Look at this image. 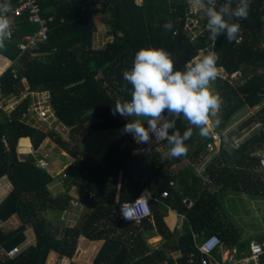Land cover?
<instances>
[{
	"label": "trees",
	"instance_id": "trees-1",
	"mask_svg": "<svg viewBox=\"0 0 264 264\" xmlns=\"http://www.w3.org/2000/svg\"><path fill=\"white\" fill-rule=\"evenodd\" d=\"M35 1L40 16L49 26L48 41L34 52L21 53L17 48L19 40L38 31V25L29 21L27 13L12 19L17 21L12 38L0 35V53L13 64L1 77L4 95L17 99L24 91H46L56 117L71 127L72 139H76L77 134L86 137L112 128L117 130V136L103 156L95 159L77 149L79 140L84 137L71 144L50 126L42 130L27 123L26 119L20 120L30 103L28 94L9 115L0 112V179L6 177L12 186L0 203V221L17 215L21 222L13 231L0 229V246L6 251L19 245L26 238L27 228L33 230L36 238L35 244L13 258L0 259V264H46L51 251L71 259L80 236L103 240L92 264H197L200 253L195 238L215 234L226 246L239 243V230L224 219L219 198L208 186L193 189L190 206L183 203L180 194L171 192L169 198H160L164 190L172 189L169 186L170 167L188 156L196 159L205 153L209 129L207 135H201L200 128L191 125L183 114L175 115L165 110L162 115L173 124L168 130L170 135L179 132L183 136L191 129L192 135L185 141L187 154L170 158L156 150L136 153L130 134L123 132L132 117L119 112L113 116L112 109L117 101L131 99L132 86L122 74L131 69L134 55L141 48H162L173 60L174 72L186 71L187 63L200 49L216 53L219 56L217 67L224 69L226 77L218 75L213 81L214 94L222 101L215 110V129L224 138L232 117L245 107H260L255 113V122L261 128L240 144L230 140L221 142L203 175L219 190L231 188L235 192L264 197L263 174L256 155L264 151L263 0H250L247 19L225 16L228 23L240 24L237 40L232 42H228L226 32L211 39L207 28L192 40L185 28L189 0H142L140 4L136 0ZM9 2L14 7L19 0H0V5ZM220 2L222 8L209 5L207 0L204 5L222 11L229 6L234 10L239 4V0ZM102 13L110 16L106 33L112 40L103 48L95 49L94 37L98 30L95 16ZM190 16L194 18L192 13ZM169 21L173 22L172 30L163 27ZM207 21L208 17L200 20L199 27H207ZM234 72H238L236 78L230 76ZM251 123L253 120L246 125ZM25 139L35 155L46 162L50 152L43 148L49 143L71 157L56 174L60 177H53L50 168L42 167L36 161L38 158L34 159L31 154L25 158L18 156V144ZM193 177L194 181L202 182L196 174ZM53 180L60 181L64 193L53 195L50 189ZM71 187L80 190V202L92 209L82 223L62 227L59 218L70 207L72 198L67 192ZM146 188L153 198L161 201L151 205V216L140 225L122 223L112 214L116 199L118 202L133 200ZM167 206L176 207L185 215L181 233L171 231L166 224ZM146 232L161 234L162 246L150 245ZM240 246L247 247L249 242H242ZM168 250H180L181 255L173 258ZM261 257L264 264V255Z\"/></svg>",
	"mask_w": 264,
	"mask_h": 264
},
{
	"label": "clouds",
	"instance_id": "clouds-1",
	"mask_svg": "<svg viewBox=\"0 0 264 264\" xmlns=\"http://www.w3.org/2000/svg\"><path fill=\"white\" fill-rule=\"evenodd\" d=\"M208 4L212 0H207ZM197 6L203 8L204 0H195ZM250 0H239L238 6L232 10L217 11L213 8L207 10V28L211 33L210 38L215 39L221 33H227L228 42L236 41L240 31L239 23H228L226 15H234L237 20L247 19ZM12 8L11 3L0 5V35L5 34L10 20L6 13ZM166 30H172L173 22L163 25ZM199 62L190 63L186 71H175L174 62L170 55L162 48H141L134 55L133 65L130 70L123 71V79L132 86L130 101H117L112 109V115L119 112L125 117H142L147 121L145 127L141 119L127 123L123 132L133 135L137 143H149L150 134L156 133L160 140L167 139L172 145L168 156L179 158L188 152L185 141L190 139L191 129L183 136L179 132L169 136V129L173 124L165 121L162 127L158 124L162 114L167 110L171 114L180 115L194 126L200 128L201 135H207L209 114L220 107L221 98L213 94L210 83L218 76L217 63L219 56L216 53L204 55ZM136 152L140 149L134 150ZM143 199V195L137 202ZM124 207L128 208L126 204ZM132 215L131 209L124 212L126 218Z\"/></svg>",
	"mask_w": 264,
	"mask_h": 264
},
{
	"label": "rangeland",
	"instance_id": "rangeland-1",
	"mask_svg": "<svg viewBox=\"0 0 264 264\" xmlns=\"http://www.w3.org/2000/svg\"><path fill=\"white\" fill-rule=\"evenodd\" d=\"M137 3H142V0H136ZM208 3V2H207ZM188 5L190 6L189 9V17L187 18V23L185 28L188 29V33L191 37V39L195 38L197 33H201L202 31H204L206 28H201L199 27V21L200 20H204L207 18V10L208 7L204 6L203 8L199 7L196 5L195 0H189ZM211 6H217V7H223V3L220 2V0H212V3L209 4ZM194 15V18H192L190 16V14ZM262 14L264 17V0L262 1ZM95 21L97 24V32L95 34L94 37V48L95 49H101L105 46V44L109 41L112 40L111 36H108L106 31L109 28V22H110V16L107 13H102V14H98L95 16ZM3 61V60H2ZM5 62H7V60H5ZM10 62V61H9ZM6 65H13L12 63L6 64ZM0 66H4V62L1 64ZM210 89L214 94V88H213V82L210 83ZM31 92V94H30ZM25 94H29L30 96V103H35V100H39L41 97H44L45 99L47 98V95L43 92L42 94L38 93V92H32V91H27V92H22L20 94L19 97H17V99H14L13 96L9 97L10 99V107H8V112L10 113L13 109L14 106H16V103H19L20 100L22 99V97ZM47 100V99H46ZM260 107H255L252 109H249L248 107H245L243 109H241L240 111L237 112V114L235 116L232 117L229 126L227 127L225 133H224V138L222 139V142L230 140L232 142H234L236 145L240 144L244 139H246L248 136H250L254 131L258 130L259 128H261V125L256 121L255 122V113L258 111ZM8 113V115H9ZM7 115V114H5ZM50 116V115H49ZM47 117V116H46ZM55 116H52V118H54ZM46 119V118H45ZM135 119H141V122L144 124L145 127H148L147 125V121L145 118L142 117H132V120ZM20 120H24V117L20 116ZM253 120V123L251 124H247V121H251ZM27 123H29L32 126H35L36 128L42 129V130H46L47 128H49L48 126H51L50 124V120L47 119V121L45 120H41L40 117H34V118H28L26 120ZM165 122V120L162 118L159 122L158 125L162 126L163 123ZM217 123V119H216V112L214 111L211 116L209 115V123L207 125L208 129L210 128V125H216ZM61 131V129H60ZM235 134V135H233ZM103 135L108 136L103 137ZM132 135V134H131ZM117 136V130L116 129H108V130H100L97 132H93L90 135L84 137L83 134H77V138L76 139H72V136L70 135V132H67L64 137L61 136L62 139L66 140L67 142L71 143V144H75L77 140H79L80 138L84 137L81 139V141L79 140V147H77V149H79L82 153H84L85 155H89L90 153H93L92 157H99L101 158V156H103V154L105 153V151L108 149V147L110 146V144H112L113 139ZM112 137V138H111ZM100 138V139H98ZM149 143H147L146 147H149ZM172 145H170L169 143H164L161 144L159 146H152V148H150V150H146V151H150V152H155L159 151L163 157L168 156V153L171 149ZM18 148V147H17ZM32 148V147H31ZM43 149H45V151H49L50 152V156L47 158L48 162L50 163V170L52 172L53 177H56V174L60 171V169L63 167L64 164H66L67 162L71 161V157L69 155L64 154L61 149L52 144L49 143V145H46ZM140 149V148H139ZM141 150V149H140ZM139 152V151H138ZM140 152H144L143 150H141ZM42 154H45L44 151H41ZM215 153H217V151L214 152H209L207 153V158H212L213 155H215ZM17 154L19 157L21 158H25V155H20V153H18V149H17ZM95 154V156H94ZM46 155V154H45ZM206 155V154H205ZM190 159H185L181 161V165L177 164V165H172L171 167L173 168V170H177L180 168V166H184V167H189L191 169L192 172H194L197 177H199L202 182H203V186L204 184H208L210 191L216 193V197L219 198V201L222 205V209H221V214H224L223 210L226 211L228 207H230V212H227L231 217H238L237 218V223L240 220H247L248 221V225H250L249 222V215H251V212H249L248 210H250V208L252 207L254 209V216L256 218V220H260V223L262 224L260 227L255 228L256 230H259L261 233H263L264 231V203L261 205L262 202H264V197L260 196L263 198L262 202H257L254 203V200H257V196L255 195H250V194H246L244 192H232L228 189L225 188H220L217 189L216 186L211 185L207 178L205 177V175H203L204 172V166H202V162H200L202 159V157H198L192 160V158L190 156H188ZM96 158V159H99ZM36 161L40 162L42 164V158H38L36 159ZM180 163V162H179ZM178 166L177 168H174ZM170 167V169H171ZM60 190V192H59ZM219 190V191H217ZM63 191V192H62ZM53 195H58L61 193H64V190L61 189L60 185H55L53 190H52ZM73 195L70 201V207L71 209H73V217L74 220L72 219H68V214L69 213H64V215H62L63 220L65 221V223L63 224L60 223V225L62 224V227H73V226H77L78 224L82 223L86 214L92 209L89 206H86L83 202L81 203L79 200L80 197V190H75L74 192H72ZM67 194H70V192H67ZM230 194H232L230 196ZM254 199V200H253ZM183 203H186L187 205L190 204V202L187 201V199L183 200ZM256 205V206H255ZM68 209V210H71ZM67 210V211H68ZM50 215L52 217L55 216L54 213H50ZM258 217V219H257ZM61 218V216H60ZM59 218V219H60ZM76 218L78 219L76 224ZM248 218V219H247ZM236 220V219H235ZM255 223V227H257L259 225V222L256 221ZM264 234V233H263ZM263 234H259L260 236H264ZM86 238V237H85ZM250 241H257V236H250L249 237ZM80 239H78V243L80 242ZM77 243V247L76 250L74 252L73 255H76V253L78 252V250H80L81 248L78 246ZM80 257H78V259L76 260L77 264H90L92 262V257L93 255H91L92 250L88 249V248H83L79 251ZM83 252V253H82ZM168 255H171V251L168 250ZM87 259H89V261H87Z\"/></svg>",
	"mask_w": 264,
	"mask_h": 264
},
{
	"label": "built area",
	"instance_id": "built-area-1",
	"mask_svg": "<svg viewBox=\"0 0 264 264\" xmlns=\"http://www.w3.org/2000/svg\"><path fill=\"white\" fill-rule=\"evenodd\" d=\"M9 12L14 16H21L23 13H27L29 21L33 24L38 25V31H36L32 35L24 36L18 43L19 44L18 47L22 52L25 51L34 52V50L38 49L40 45L48 41L49 26L45 18L43 19L40 16V8L35 0H19L18 5L11 8ZM15 30H16L15 23L10 22L9 27L6 29L5 34H3L2 36L10 39L12 38ZM192 40H194V38ZM210 53L212 52L211 51L207 52L206 49H200L198 54L195 57H193L191 61L187 63L186 70L190 63L199 62V60L196 59L198 56L200 59H202L204 55ZM9 66L10 65H6V64H4V66H0V112H3L5 114L9 113L8 107H10L11 101L9 97H6L3 93L1 77L4 74V72L7 70V68H10L12 65L10 67ZM223 73L224 74H222V72H219L218 70L219 76L226 77L225 71H223ZM237 75L238 72H234L230 76L232 78H236ZM34 92H38L40 94L43 93L39 91H34ZM45 94L47 95V93ZM46 99L44 97H41L39 100H35V103H29L26 111L22 113L24 119L27 120L28 118H34L36 116V117H40L41 120L47 121L48 119L50 120V124H53V122L56 120L57 117L54 114L53 110L51 109V106L48 101L49 100L48 95ZM52 116L55 117L52 118ZM159 127L162 126L158 125V128ZM209 134H210V139L206 142L205 145L206 151L214 152L219 150L220 143L222 142L223 139L222 135L214 127H211V129H209ZM169 136H171L170 133ZM150 137H151L149 142L150 146L146 147L147 144L137 143L134 140L133 135L130 134V138L133 139L132 143L135 146L134 150L140 148L141 150L146 152V150L147 149L149 150L150 148H152V146H159L168 141L167 139L164 140L158 139L156 133H151ZM256 155L259 157V167L262 170L263 180H264V151H258ZM41 166L45 168L46 167L49 168L50 165L42 158ZM170 184L171 186H173L174 182H171ZM142 195H143V199L137 202V199L140 198ZM161 196L162 198H168L169 192L163 191ZM150 198L151 196L149 195V193L148 192L145 193L144 191L137 198L130 201L118 202L116 199L117 204L112 210V214L117 216L122 223H132L134 225H140L145 218L151 216L152 214L149 204ZM126 204L129 206L128 208L124 207V205ZM188 205H191V203ZM130 209L132 215L130 218H126L124 216V212ZM222 244L223 243L221 238L215 234H211L207 236L199 243L196 242L195 243L196 248L200 253V260L197 264H262L261 256L264 255V239L257 242H251L247 250H240L238 247L234 246L224 251L221 248ZM19 251H20L19 247L14 246L6 250L5 255L11 258L15 256L17 253H19Z\"/></svg>",
	"mask_w": 264,
	"mask_h": 264
},
{
	"label": "crops",
	"instance_id": "crops-1",
	"mask_svg": "<svg viewBox=\"0 0 264 264\" xmlns=\"http://www.w3.org/2000/svg\"><path fill=\"white\" fill-rule=\"evenodd\" d=\"M7 15H8V18H9L10 22H14L15 23V26L17 28V23H16L17 21H13L12 19L13 18H20L22 15L21 16H14L10 12H8ZM2 37L5 38V39H8V38H6L4 36H2ZM20 40H19V42H20ZM18 45L19 44H17V48L19 49ZM25 52H29V51H25ZM21 53H23V52L21 51ZM5 60H7V62H5ZM3 62H4V64L11 63V62H9V60L5 56H3V54L0 53V63L2 64ZM218 70H219V72H222V74H224L223 73V71H224L223 68H220ZM42 92L45 93L46 91H42ZM162 118L166 121V119H165V117L163 115H162ZM211 127H214L215 128V125H210V128ZM50 128L54 132H56L57 134L59 132L62 137H64V135L67 132H69V130L71 129L70 126L65 125L58 118H56V120L53 122V124H51ZM60 129H61V131H60ZM103 137H106L107 138L108 136L103 135ZM98 139H100V138H98ZM18 153H20V155H25L26 157H27V155H30L31 154L34 159L35 158H38V156H36L35 153L33 152V149L31 148L30 143H29V141L27 139L23 140V142H19V144H18ZM207 153H209V152H207L206 149H205V153L204 154H200L198 156V157H202L201 158L202 160L200 161V162H202L201 163L202 166L203 165L206 166L211 161V159L214 156L213 155L212 158H209L208 159L207 158ZM90 156L92 157L93 156V153H90ZM94 156H95V154H94ZM94 158L96 159V158H99V157H94ZM185 159H190V158L187 157ZM185 159H184V162H185ZM192 159H194V158H192ZM177 164L181 165V162L180 163L178 162ZM177 164H175V165H177ZM205 166H204V168H205ZM177 167L178 166H176L174 168H177ZM170 170H171V180L169 182V186L172 189L171 190L166 189L164 191H168L169 192V197L172 195V193H174V194L175 193L176 194H180L182 196L183 200L184 199H187L188 202L192 203V198L191 197L194 194L193 189H195V188L198 189V188L202 187L203 186V182H201V181L200 182L199 181L197 182V181H194L193 180V178H194L193 177V174H195V173L192 172L189 167L180 166V168L177 169V170H173V168L171 167ZM119 175L120 174L118 173V179H117L116 188L118 187V184H119ZM58 177H60V174L58 175ZM171 182H174V185L173 186H171V184H170ZM55 185H60L61 189L63 190V186L61 185L60 181L59 180H53V182H52V184L50 186L51 191L53 190V188H54ZM205 186H209V185L208 184H204L203 187H205ZM11 189H12V186H11L10 182L8 181V179L6 177H2L0 179V203L8 195V193L11 191ZM217 189H219V188H217ZM225 189H228V190H230V191L233 192V190L231 188H225ZM75 190H78V188L71 187L69 189L68 192H70L69 195L71 197L73 195L72 192H74ZM144 191H145V193L148 192L149 195L151 196L150 201H149L150 208H151V205L152 204L161 201L160 199L153 198L151 192L149 191V189L146 188L141 193H143ZM59 192H60V190H59ZM243 192L246 193L245 191H243ZM246 194H249V193H246ZM231 195L232 194H230V196ZM257 197H258L257 200H254L253 199L254 200V203H257V202L259 203V202H262L263 201V198L262 197H260V196H257ZM72 198H74V197H72ZM160 198L163 199V200L167 199V198H162V196ZM115 202H116V200H115ZM263 203L264 202H262L261 205ZM184 204H186V203H184ZM187 206H190V205H187ZM167 208H168V211H167V213H166V215L164 217V220H165L166 224L168 225V227H169V229L171 231H174L176 233H181L182 232V228L184 226L185 215L182 212H180L178 209H176V207L167 206ZM229 208L230 207H228L226 211L223 210V212H224L223 216H225L224 219L227 220V221H229V222H231V223H233L236 226V228L239 230L240 239H239V243L233 244L231 246H226V243H224L222 241V243H223L222 244V247H221L222 250L226 251L227 249H230V248H232L234 246L238 247L240 250H247L248 247L250 246V243L253 242V241H250L249 240L250 239L249 238L250 236H257V241H261V240L264 239V238H261V236L259 235V234H263L264 231H263V233H261L259 230H256L255 229V228L260 227L262 224L260 223V220H256V218L254 216V209L252 207L250 208V210H248L249 212H251V215H249L250 217H248L249 218L250 225H248V221L245 220V219L240 220L237 223V218L238 217H236V218L231 217L227 213V212H230V209ZM69 209H71V208H69ZM64 213H69L67 218L74 220V217H73L74 216L73 215V213H74L73 212V209L68 210V211H65ZM64 213L62 215H64ZM62 215H61V218L59 219V226H63L62 224L60 225V223H62V222H63V224L65 223V221L63 220ZM257 219H258V217H257ZM77 220L78 219L76 218V221H75L74 224H76ZM256 221L259 222V225L257 227H255V223H254ZM20 224H21V222H20L18 216L17 215H12L6 221H0V229L3 232H10V231L15 230L17 227H19ZM145 236L147 238V242L150 245H152V246H162V244H163V236L161 234L156 233V234L150 235L148 232H146L145 233ZM207 236H209V235H203L201 237L195 238V243L196 242L197 243L201 242ZM25 237L26 238H25V240L23 242H21L19 245H16V246L19 247L20 251L23 250V249H25L26 247H28L30 245L35 244L36 238H35L34 233H33V230L31 228H27V230L25 231ZM79 238H82V239H80V242L78 243V246L81 249H83V248L84 249L85 248H88L89 250L91 249L92 250L91 255H93L92 258H94L95 254L98 251L99 247L101 246L103 240H101V239L100 240H89V239L85 238L84 236H80ZM257 241H254V242H257ZM242 242L243 243L244 242L245 243H248L249 242V246H247V247H241L240 245H241ZM79 251L80 250H78V252L76 253V255H73L71 259H69V258H67L65 256H60L57 251H51L50 254H49V257L47 259L46 264H70V262H75L76 263V260L78 259V254L80 253ZM180 255H181V251L180 250L171 251V256L173 258H177ZM13 257H11V258H13ZM7 258H10V257H8V256L5 255V250L0 246V259L4 260V259H7ZM87 261H89V259H87ZM90 264H92V262Z\"/></svg>",
	"mask_w": 264,
	"mask_h": 264
}]
</instances>
